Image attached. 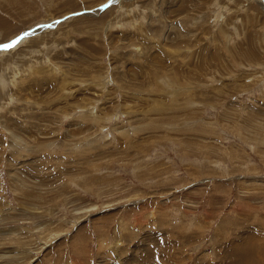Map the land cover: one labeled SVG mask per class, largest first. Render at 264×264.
<instances>
[{
	"label": "rangeland",
	"instance_id": "obj_1",
	"mask_svg": "<svg viewBox=\"0 0 264 264\" xmlns=\"http://www.w3.org/2000/svg\"><path fill=\"white\" fill-rule=\"evenodd\" d=\"M1 19L0 264H264V0Z\"/></svg>",
	"mask_w": 264,
	"mask_h": 264
},
{
	"label": "bare ground",
	"instance_id": "obj_2",
	"mask_svg": "<svg viewBox=\"0 0 264 264\" xmlns=\"http://www.w3.org/2000/svg\"><path fill=\"white\" fill-rule=\"evenodd\" d=\"M4 19H5V18H4ZM2 21H3V19H1V20H0V22H2ZM5 22H7V19H6V21H5ZM0 24H3V23H0ZM4 25H5V23H4Z\"/></svg>",
	"mask_w": 264,
	"mask_h": 264
},
{
	"label": "snow or ice",
	"instance_id": "obj_3",
	"mask_svg": "<svg viewBox=\"0 0 264 264\" xmlns=\"http://www.w3.org/2000/svg\"><path fill=\"white\" fill-rule=\"evenodd\" d=\"M26 35H27V34H26ZM4 47H6V48H7V47H11V45H4Z\"/></svg>",
	"mask_w": 264,
	"mask_h": 264
}]
</instances>
